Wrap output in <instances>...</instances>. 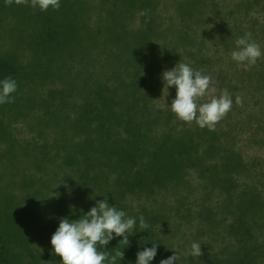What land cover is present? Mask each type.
I'll return each mask as SVG.
<instances>
[{
    "label": "trees",
    "instance_id": "1",
    "mask_svg": "<svg viewBox=\"0 0 264 264\" xmlns=\"http://www.w3.org/2000/svg\"><path fill=\"white\" fill-rule=\"evenodd\" d=\"M207 2L60 0L59 10L41 12L16 5L13 0L10 10L18 18V25L11 31L21 40L24 34L27 38L26 43L12 42L9 58L0 57V71L5 77L16 78L17 84L32 73L39 76L15 55L19 48L32 51L41 77L52 83L44 100L46 126L54 128L51 158L60 150L64 152L58 166L67 168L61 176L64 182L74 178L70 184L75 196L92 203L107 199L110 206L115 205L129 217H145L150 227L141 231L137 219L129 246L138 251L156 244L169 254L170 245L162 236L169 220L180 246V236L183 239L185 233L171 219L192 216L189 200L198 205L195 214L203 225L198 231L209 232V239L221 244L196 258L181 255V262L264 264V184L258 188L238 182L241 174L251 176L250 166L240 154L224 147L221 137L229 131L187 125L178 121L170 109L150 104V91L155 86L148 81L157 82L155 74L174 54L177 61L169 68L180 61L214 76L215 69L207 63L212 42L209 28L199 30L193 26L205 25ZM260 3L264 8V0H245L236 3V8H244V16L248 17L253 6ZM146 9L147 16L138 15ZM171 10L166 23L165 16ZM214 14L219 20L215 23H224L226 13L222 16L216 9ZM238 21L236 18L233 22ZM242 21L247 22L244 18ZM231 35L229 32L221 39L233 42ZM261 50L264 52V48ZM217 58L214 60L225 61ZM8 59L12 64L7 63ZM228 59L226 67L215 75L219 76L218 86L232 95V111L237 107L234 91L239 89L236 81L241 73L229 70L233 60L230 55ZM254 68L245 72V83L254 96V92L262 91L257 94L264 108V57L258 69ZM56 80L60 81L59 89L54 85ZM231 111L222 120H232L237 126L239 121L231 117ZM254 119L260 121V117L248 115L246 122ZM228 125L232 132L234 125ZM112 170L114 174H108ZM191 170L197 173L199 184L190 182ZM216 193L225 194L227 201L210 205ZM166 194H172L176 205L166 206L162 200L164 209L156 208L152 201ZM208 226L218 231L206 232ZM221 227L223 231L219 232ZM187 240L184 238L185 243Z\"/></svg>",
    "mask_w": 264,
    "mask_h": 264
},
{
    "label": "rangeland",
    "instance_id": "2",
    "mask_svg": "<svg viewBox=\"0 0 264 264\" xmlns=\"http://www.w3.org/2000/svg\"><path fill=\"white\" fill-rule=\"evenodd\" d=\"M97 1L93 0V3ZM242 1L245 0H208V6H205L206 11L203 15L205 25L203 26L202 23H194L193 25L199 30L209 28L212 42L209 46L208 54H210V57H208L209 61L207 63L212 69H215V74L219 72L222 66L226 67L225 62L229 60L230 53L236 47V39L243 36L245 31H250L253 35L252 38L261 48H264V8L259 6L262 3L253 6L248 12V17H245L244 8H241V10L236 8V3ZM216 9H219L222 16L226 13L224 23L216 22V25L215 21H219L214 14ZM229 11H232V13L229 14ZM171 14L172 10L170 13L168 11L169 16H165L166 23L170 21ZM236 18L239 21L235 24L233 21ZM241 18L246 19L247 22L242 21L240 23ZM176 21L178 23L177 19ZM245 24L248 26L247 29L243 28ZM17 25L18 18L13 16L10 6L5 5V0H0V57L9 58L12 42L26 43L27 36L25 34L24 39L21 40L17 33L11 31ZM229 32L233 35V42L229 40L228 43H225L221 38ZM215 37L216 40H214ZM16 50L17 54L15 55L21 58L27 69L29 67H31L30 71L35 69L39 76L32 73L31 76L23 77L21 83L17 84L16 92L12 94L15 97L14 103L0 104V264H61L60 257L54 254L50 243L51 236L57 229L60 218L78 219L82 212L86 213L95 205V202L92 203L87 198L73 194L74 186L70 183L74 181V178L70 182L62 180V173L67 168L59 167L58 163L62 161L64 152L60 150L54 159L51 158L54 151L50 148V139L54 128L52 125L51 127L46 126L45 122V94L48 86L52 88V83L49 85V82L47 83L46 79L41 77L32 51L27 47ZM174 57L164 62L161 70L155 74L157 82L148 81L156 87H153L150 91V104L154 108L170 109L169 105L175 98V86H170L168 89L165 86L164 88V82L161 78L162 72L171 69L169 68L170 65L177 61ZM217 57L225 61L214 60ZM262 57L257 60L254 69H258L257 66ZM6 61L8 64H12L9 59ZM72 61L76 65L78 64L77 60ZM230 69L236 74L241 73L236 81L239 89L234 93L236 96L243 98V105H237L236 109L231 111V117L237 122L239 121V124L235 126L234 121L225 119L221 120L215 128L229 131V133L222 134L221 137L223 144H225L224 147L227 151L232 149L240 154L247 165L250 166L251 176L246 177L241 174L237 178L238 182L240 184L246 182L248 185H257L258 188H261L263 187L261 184H264V108L262 107L263 100L260 97L258 98V94L261 95L262 91L254 92L255 96L249 93V87L245 83V72L249 70H245L235 61H232ZM215 74L210 76L212 77L213 86L217 89L216 94L219 95L225 88L218 86L219 76ZM4 78L6 77L0 71V80ZM13 79L17 80L16 78ZM54 85L58 89L61 87L59 80H56ZM248 115H252L253 118L260 117V121L254 119L252 123L246 122ZM193 123H187V125ZM228 123L234 125L232 132ZM56 172L57 174L54 175ZM189 173L190 182L199 184L197 173L193 170ZM108 174L113 175L114 171H108ZM216 192L219 193L218 190ZM217 193L212 195L210 205H222L227 201L225 194L219 195ZM156 198L158 200H153L152 203L160 210L164 209L162 200L165 201L166 206L176 205L172 194H166L163 198L156 196ZM188 203L193 210L191 217L178 215V217L171 219V222L175 221L180 226L183 234L185 233L183 239L180 235H177L180 236V246L177 247L178 244L169 220L164 226L166 231L162 235L165 242L170 245L168 248L169 254L160 245H156L157 255L150 264H159L160 260L172 256L175 248H177L175 250L179 256L189 257L192 242L201 243L202 252L215 251L218 245L221 244L219 241L210 240L209 232L203 234L204 232L200 233L198 231L203 228V225H200L201 221L196 218L195 214L198 205L191 204L189 200ZM230 219L228 218L227 221ZM208 229L210 232L218 231L213 229L211 231L208 226L206 232ZM220 231H223V227L219 229ZM184 238H188L186 243ZM121 239L122 237H114L105 246V250L110 254H114L116 250L123 252V259L117 260V264H135L136 253L143 249L137 251L129 245H124L120 241ZM100 250L104 249L101 248ZM174 264L186 263L181 262L179 259Z\"/></svg>",
    "mask_w": 264,
    "mask_h": 264
},
{
    "label": "clouds",
    "instance_id": "3",
    "mask_svg": "<svg viewBox=\"0 0 264 264\" xmlns=\"http://www.w3.org/2000/svg\"><path fill=\"white\" fill-rule=\"evenodd\" d=\"M16 5H24L41 12L59 10L60 0H14ZM13 0H5V5L10 6ZM149 10L138 13L139 16H147ZM247 25L243 28L247 29ZM236 47L230 53V57L245 70H250L258 59L264 55L261 46L252 38L250 31L235 41ZM165 86H175V98L169 105L176 118L185 123H195L201 129L215 130L216 125L225 118L233 106V98L227 89L217 95V89L213 86L212 77L185 62H178L170 70L162 72L161 76ZM17 90V82L11 77L0 80V104L14 103L12 95ZM235 103L243 105L241 96L235 97ZM82 212V210H81ZM137 219L141 231L150 227L143 215L129 217L123 210L115 205H109L107 199L99 200L86 213L78 219L69 220L60 218L59 225L52 234L50 243L55 255L60 257L61 264H117V260L123 259V252L116 250L110 254L105 246L114 239L122 237L120 241L124 245L129 244V233L134 232ZM201 243L192 242L189 256L199 257ZM103 248L104 250H100ZM41 251V249H40ZM157 255L156 244L145 247L136 253L135 264H150ZM179 260L176 250L159 264H174Z\"/></svg>",
    "mask_w": 264,
    "mask_h": 264
}]
</instances>
